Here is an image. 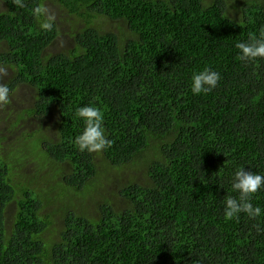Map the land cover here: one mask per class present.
Wrapping results in <instances>:
<instances>
[{"label": "trees", "instance_id": "obj_1", "mask_svg": "<svg viewBox=\"0 0 264 264\" xmlns=\"http://www.w3.org/2000/svg\"><path fill=\"white\" fill-rule=\"evenodd\" d=\"M1 1L10 103L22 84L33 92L9 123L11 133L22 131L6 160L0 142V264H264V211L224 215L226 198L238 196L235 171L264 175V58L241 60L235 47L264 30V0H234V15L228 0ZM50 3L80 22L69 51L47 52L61 29L53 19L51 30L40 28L33 10L43 6L45 20ZM100 17L125 25L105 30ZM205 68L220 80L195 95L191 77ZM85 105L103 112L110 147L76 145L84 127L76 109ZM24 147L42 158L41 179H14ZM52 161L55 184L47 180ZM127 167L145 180L130 177L118 200L109 188L103 195L97 173ZM78 198L82 211L71 207ZM58 199L56 237L44 210ZM251 202L264 210V188Z\"/></svg>", "mask_w": 264, "mask_h": 264}, {"label": "rangeland", "instance_id": "obj_2", "mask_svg": "<svg viewBox=\"0 0 264 264\" xmlns=\"http://www.w3.org/2000/svg\"><path fill=\"white\" fill-rule=\"evenodd\" d=\"M209 1V0H208ZM228 4L232 6L233 10L232 14L234 15L235 11L238 10V3L234 0H228ZM6 9V4L0 0V13L3 12ZM48 14L49 16L56 21L57 25L61 29L60 35L56 38V40L51 44V46L47 49V52L50 53H56V52H63V51H69L70 49H73L75 46L74 43V38L72 37L74 30L78 25H80V22L75 21L71 15H69L65 10H61L58 5L55 4H48ZM97 22L100 24V26L105 29V30H113L117 33L121 32V29L124 27V22L120 20H115V19H110V18H98ZM73 26L75 29H73ZM1 50V48H0ZM13 74L11 69H7L6 71L4 68L0 67V84H5L6 81L11 77ZM6 78V80H4ZM19 89V88H18ZM32 88L24 86L20 87V89L15 92V99L12 101V103H9V105H6L5 109H2L4 112H1L0 109V142L2 145V152L4 153L3 155L5 156V160L8 159L7 157L9 155V151L11 147L14 145H10L13 141H16V137L21 138V132L22 130H16V132L11 133L9 130V123L12 121L13 124L16 123L15 121V111L16 110H21L24 109L28 106H31L30 99L32 96ZM17 108V109H16ZM13 110V111H12ZM12 111V112H11ZM18 118V117H17ZM52 124H53V119H52ZM50 132H53L54 128H52ZM14 138V139H13ZM25 138V143L28 147L32 148L34 144H31L32 140H29L27 137ZM4 147H6L5 152H4ZM37 147L35 148V150ZM28 154V155H27ZM22 155H27L24 160L18 164V172L19 175H14V179L18 180H23L24 178L22 177L23 173H26L28 178H36V179H41V176L46 173V170L44 171L43 169V161L42 158L36 153V152H29L27 149L24 147L22 151ZM102 160V159H100ZM53 162V161H52ZM58 167L54 164V162L51 164L49 171L47 172V180H49V184H55L57 181L61 179L57 174L59 172L57 171ZM59 170V169H58ZM112 172H118L112 170ZM114 174H115V180L112 181L111 177L114 179ZM106 176V177H105ZM98 178H101V180L104 182L103 187L101 189L102 194L104 195L105 188H109L110 192L106 193L107 197H113L116 200H118V197L116 196V192L118 189H120L122 186L128 184L127 180L130 179V177H135L136 180L138 181H143L145 180V177L141 174H138L135 169L131 167H127L124 172L121 173V175L116 174V173H103V169H101L98 173L97 176ZM109 181H112L108 183ZM55 196L58 193H55ZM78 198L76 200L75 204H72L71 207L78 210L82 211V207L79 203ZM90 200V198L88 199ZM102 199L98 198L96 202L90 203L88 211L91 213H94L93 215L100 214L98 210V204L101 202ZM64 201L61 199L57 200V204L53 208L47 207L44 212L49 213V217L53 222L52 227L54 228V235L56 234V237L60 235V231L63 228L62 224V216L64 212ZM16 208L12 207L8 209L7 216L10 217L14 215Z\"/></svg>", "mask_w": 264, "mask_h": 264}, {"label": "clouds", "instance_id": "obj_3", "mask_svg": "<svg viewBox=\"0 0 264 264\" xmlns=\"http://www.w3.org/2000/svg\"><path fill=\"white\" fill-rule=\"evenodd\" d=\"M23 6V5H21ZM45 8L38 6L33 10V14L39 23L40 28L51 30L52 18L41 20L45 15ZM235 47L240 50L241 60H255L264 58V30L259 36L249 35L247 41L237 42ZM220 74L211 68H205L196 72L191 77V91L195 95L207 94L217 86ZM10 103V88L6 84H0V105ZM76 115L83 121L84 127L80 135L75 139V143L81 152H94L110 147L111 141L106 138L103 126L104 114L94 106L85 105L76 109ZM264 188V175L245 171L244 167L235 171L232 177V189L238 196H229L225 201L224 215L226 219H238L240 213H245L250 218L261 215L259 206H254L253 196Z\"/></svg>", "mask_w": 264, "mask_h": 264}]
</instances>
